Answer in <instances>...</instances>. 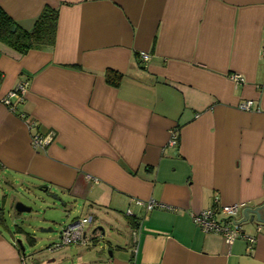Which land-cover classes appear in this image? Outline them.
Instances as JSON below:
<instances>
[{
	"label": "crops",
	"instance_id": "crops-1",
	"mask_svg": "<svg viewBox=\"0 0 264 264\" xmlns=\"http://www.w3.org/2000/svg\"><path fill=\"white\" fill-rule=\"evenodd\" d=\"M0 4L24 28L59 8L53 46L21 54L0 41V98L27 82L14 108L0 99L1 181L33 176L95 217L92 243L54 241L45 260L2 229V211L0 264H264V0ZM107 69L122 73L117 85ZM245 98L253 109L239 108ZM235 201L247 236L228 243L194 219Z\"/></svg>",
	"mask_w": 264,
	"mask_h": 264
},
{
	"label": "rangeland",
	"instance_id": "rangeland-1",
	"mask_svg": "<svg viewBox=\"0 0 264 264\" xmlns=\"http://www.w3.org/2000/svg\"><path fill=\"white\" fill-rule=\"evenodd\" d=\"M10 176L11 184L1 181L0 177V204H4L3 218L7 223V226L2 225V229L7 234L16 233V237L22 239L27 254L38 253L41 254L42 259L47 260L51 253L48 245L60 241L62 227L80 217V207L78 209L72 198L57 191L54 186L52 188L60 193L61 198L50 195L51 190H44L42 186L44 183L33 176L15 177L12 173ZM18 200L30 205L31 210L19 211L16 208ZM17 225L33 233L37 237L36 243L31 244L24 232L16 231ZM43 227H53V230H43ZM67 249L75 251L77 248L65 245L60 251L65 252Z\"/></svg>",
	"mask_w": 264,
	"mask_h": 264
},
{
	"label": "built area",
	"instance_id": "built-area-1",
	"mask_svg": "<svg viewBox=\"0 0 264 264\" xmlns=\"http://www.w3.org/2000/svg\"><path fill=\"white\" fill-rule=\"evenodd\" d=\"M264 54V49H263ZM141 57L143 60H147L150 57V53L142 50ZM230 77L237 83L244 82L245 76L241 72H231ZM27 82H21L18 86L13 88L7 95L2 96L0 99L15 107L12 98L21 97L26 89ZM255 100L253 98H245L239 101L238 106L241 109L250 110L254 108ZM54 131L43 134L36 132L32 135V144L35 148L45 146L53 138ZM171 142L176 144L178 142V131L172 130ZM139 203H145L143 200L138 199ZM157 204L155 200L148 202V207H154ZM243 202H227V203H215L213 207L200 210L194 214L195 221L206 231H218L225 236L228 243H231L238 236H247L245 234L244 219L239 217L240 209L243 206ZM94 214L80 216L74 219L72 222L64 225L60 231V241L52 243V247H58L65 244H71L76 242L92 243L93 238H88L85 225L94 221ZM237 221V222H236ZM251 242L255 240V236L248 235ZM137 245L135 246V251Z\"/></svg>",
	"mask_w": 264,
	"mask_h": 264
},
{
	"label": "trees",
	"instance_id": "trees-1",
	"mask_svg": "<svg viewBox=\"0 0 264 264\" xmlns=\"http://www.w3.org/2000/svg\"><path fill=\"white\" fill-rule=\"evenodd\" d=\"M59 8L45 5L32 28H24L17 23L15 18L0 4V41L11 46L21 54L40 46H53L56 43ZM122 76L121 72L107 69L106 77L111 83L117 85ZM2 212L3 208H0ZM1 217V214H0ZM3 219V217H2ZM136 223V219H132ZM21 228V227H20ZM31 243L37 241L36 236L21 228Z\"/></svg>",
	"mask_w": 264,
	"mask_h": 264
},
{
	"label": "water",
	"instance_id": "water-1",
	"mask_svg": "<svg viewBox=\"0 0 264 264\" xmlns=\"http://www.w3.org/2000/svg\"><path fill=\"white\" fill-rule=\"evenodd\" d=\"M43 188H44V190H47V191H48V186H43ZM49 193H50V195L55 196L56 198H59L58 195H55L54 193H52V192H50V191H49ZM260 206H261V205H260ZM257 207H259V206H257ZM257 207H256V209H253V208H251V209L257 211ZM16 208H17L19 211H23V210H31V206L25 204V203H24L23 201H21V200H18V201L16 202ZM246 208H250V207H246ZM246 208H245V212H246ZM257 212H258V211H257ZM246 215L248 216V213H247V212H246ZM251 217L254 218V217H255V214H253ZM258 218H259V219H264V218H261V217H260L259 212H258ZM72 221H73V220H72ZM72 221H71V222H72ZM236 222H237V221H236ZM43 230H53V227H43ZM19 243H20V245H21L22 250L24 251L25 246H24V244H23L21 238H19Z\"/></svg>",
	"mask_w": 264,
	"mask_h": 264
}]
</instances>
